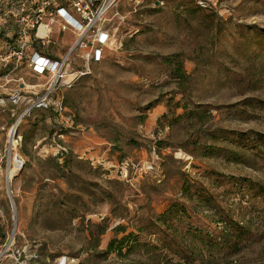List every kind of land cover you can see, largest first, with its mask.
<instances>
[{"label":"rangeland","instance_id":"1","mask_svg":"<svg viewBox=\"0 0 264 264\" xmlns=\"http://www.w3.org/2000/svg\"><path fill=\"white\" fill-rule=\"evenodd\" d=\"M104 28L64 110L19 126L0 264H264V0H119Z\"/></svg>","mask_w":264,"mask_h":264},{"label":"built area","instance_id":"2","mask_svg":"<svg viewBox=\"0 0 264 264\" xmlns=\"http://www.w3.org/2000/svg\"><path fill=\"white\" fill-rule=\"evenodd\" d=\"M119 0H0V112L7 113L9 124L0 138V173L3 174L9 205L14 213L8 174L23 166L18 149V129L32 110L54 105L64 110L61 89H70L92 74L110 46L105 30L106 16ZM72 34L68 44L61 40ZM22 69L37 80L33 93L15 74ZM19 82L16 87L9 84ZM55 96L60 99L55 100ZM62 257L56 264H73Z\"/></svg>","mask_w":264,"mask_h":264},{"label":"trees","instance_id":"3","mask_svg":"<svg viewBox=\"0 0 264 264\" xmlns=\"http://www.w3.org/2000/svg\"><path fill=\"white\" fill-rule=\"evenodd\" d=\"M169 62H171V61H168V63ZM0 72L1 73H3V71L2 70H0ZM172 75L175 77V78H177L178 79V82H183V80H184V76H183V74H182V69L179 67V65H177L175 68H173V71H172ZM56 99H60L59 97H56L55 96V100ZM63 101L64 100H62V103H63ZM35 111H47V112H51V113H53V114H57V112H56V110H55V107H54V105H49L47 108H39V109H34V110H32L31 111V113H34ZM31 113H30V115H31ZM259 139H261V138H259ZM263 140V139H262ZM264 141V140H263ZM177 207V206H176ZM173 212H177L176 211V209H175V206H174V208L173 209H168L166 212H165V214L163 215V217L161 218V219H159L160 221H165V219H166V217H170L171 215H172V213ZM131 240H128L127 238H123V239H121V240H119V241H112L109 245H108V251H112V249L113 250H120L122 247H123V245H124V243L125 242H130ZM115 242H116V246L114 247V244H115ZM133 242V241H132Z\"/></svg>","mask_w":264,"mask_h":264},{"label":"bare ground","instance_id":"4","mask_svg":"<svg viewBox=\"0 0 264 264\" xmlns=\"http://www.w3.org/2000/svg\"><path fill=\"white\" fill-rule=\"evenodd\" d=\"M16 176V172L14 170L10 171L9 174H8V183H12L14 177Z\"/></svg>","mask_w":264,"mask_h":264},{"label":"water","instance_id":"5","mask_svg":"<svg viewBox=\"0 0 264 264\" xmlns=\"http://www.w3.org/2000/svg\"><path fill=\"white\" fill-rule=\"evenodd\" d=\"M16 177H17V174H16V176L14 178H16Z\"/></svg>","mask_w":264,"mask_h":264}]
</instances>
